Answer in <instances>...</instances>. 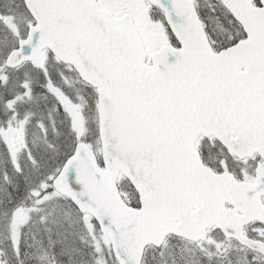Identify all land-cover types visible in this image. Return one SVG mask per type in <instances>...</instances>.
Here are the masks:
<instances>
[{
    "label": "snow or ice",
    "instance_id": "obj_1",
    "mask_svg": "<svg viewBox=\"0 0 264 264\" xmlns=\"http://www.w3.org/2000/svg\"><path fill=\"white\" fill-rule=\"evenodd\" d=\"M0 264H264V0H0Z\"/></svg>",
    "mask_w": 264,
    "mask_h": 264
}]
</instances>
